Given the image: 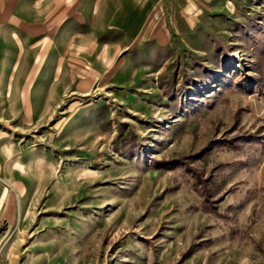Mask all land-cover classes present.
<instances>
[{"label":"rangeland","instance_id":"rangeland-1","mask_svg":"<svg viewBox=\"0 0 264 264\" xmlns=\"http://www.w3.org/2000/svg\"><path fill=\"white\" fill-rule=\"evenodd\" d=\"M0 264H264V0H0Z\"/></svg>","mask_w":264,"mask_h":264},{"label":"crops","instance_id":"crops-1","mask_svg":"<svg viewBox=\"0 0 264 264\" xmlns=\"http://www.w3.org/2000/svg\"><path fill=\"white\" fill-rule=\"evenodd\" d=\"M10 152V151H9ZM9 152L7 151V153L9 154ZM8 154H6V155H8Z\"/></svg>","mask_w":264,"mask_h":264},{"label":"bare ground","instance_id":"bare-ground-1","mask_svg":"<svg viewBox=\"0 0 264 264\" xmlns=\"http://www.w3.org/2000/svg\"><path fill=\"white\" fill-rule=\"evenodd\" d=\"M23 185V184H22ZM27 188V187H26Z\"/></svg>","mask_w":264,"mask_h":264}]
</instances>
